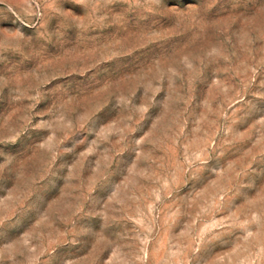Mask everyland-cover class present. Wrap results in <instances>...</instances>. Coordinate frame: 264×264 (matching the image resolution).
<instances>
[{"label":"rangeland","instance_id":"374dc122","mask_svg":"<svg viewBox=\"0 0 264 264\" xmlns=\"http://www.w3.org/2000/svg\"><path fill=\"white\" fill-rule=\"evenodd\" d=\"M0 264H264V0H0Z\"/></svg>","mask_w":264,"mask_h":264}]
</instances>
